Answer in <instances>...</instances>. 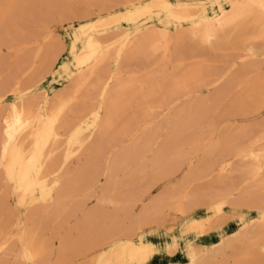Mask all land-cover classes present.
Instances as JSON below:
<instances>
[{"label": "bare ground", "instance_id": "bare-ground-1", "mask_svg": "<svg viewBox=\"0 0 264 264\" xmlns=\"http://www.w3.org/2000/svg\"><path fill=\"white\" fill-rule=\"evenodd\" d=\"M4 47L0 264H264V0H0Z\"/></svg>", "mask_w": 264, "mask_h": 264}, {"label": "rangeland", "instance_id": "rangeland-1", "mask_svg": "<svg viewBox=\"0 0 264 264\" xmlns=\"http://www.w3.org/2000/svg\"><path fill=\"white\" fill-rule=\"evenodd\" d=\"M73 10L75 11V14L79 15V14H82L83 12H85L87 10V7L84 4L83 5H76ZM78 19L79 18H75L73 20L72 19L62 20L58 17L57 19H55V21L53 20L51 22L52 29L49 30L50 32L43 33L39 37V39H36L34 41L36 43L32 42L29 46H27L23 50V52H26L25 54H27V55L34 53L35 59H37V61H40L41 52L38 49H41L44 46L48 45L49 42L57 43L58 40H56L54 37L61 38L68 46V43H70V36H69V34L71 32L70 27H72V26H70V24L73 21L75 24H79ZM82 20H84V19H81V21ZM8 52H9V50L4 47L3 50L0 51V58L5 57L6 60H8V59L12 60L14 58L15 51L14 50L10 51L11 54ZM6 54H8V55H6ZM68 57H69V54H68V48H67V50H64L61 53V56H60L57 64L59 62H61L62 60L67 59ZM24 67H26V66H24ZM27 77H28L27 74L23 75V81H25ZM66 83H67L66 75L64 73H60L58 76L48 75L38 85L42 86L43 88H45V87L49 88L51 90V92H54L55 90H59L62 87H64ZM202 92L204 94H206L209 92V89L203 88ZM263 117H264V113L262 114V116L260 118H263ZM220 120H221L220 121V127L223 128L224 125L227 123L226 118L220 119ZM206 128H207V126L204 125V129H206ZM215 138H216L215 133H213V132L209 133L208 132L206 134L205 138L200 139V140H196L195 144H197L199 147H198V151H196V153H195V157L197 158L198 156H200L202 153V150L204 149L203 146L208 147L210 144H212L214 142ZM136 166H137V163H136ZM188 170H189V166H188ZM186 173H187V166H184V168L182 170H180L175 177H173V179L171 180L172 184L179 181V179L182 178L184 176V174H186ZM168 182H170V181H164V182H161L160 184H158L153 189V192L151 194L155 195V194L161 192L163 190V188L168 184ZM194 182H196L195 183L196 186L202 187L203 184L205 183V180L204 179H197V180H194ZM14 200H15L14 198L11 199L12 205L17 206ZM94 203H95L94 200H90V201H88L87 204L93 205ZM141 207H142V205L138 204L136 206V209H135L136 212L140 211ZM24 211L25 210L23 209L22 212H24ZM202 213H203V209H200V210L194 212L195 215L196 214H202ZM16 218H18V216ZM169 219L171 220V222H170L171 224H175V222H176V225L179 226L183 222L184 217L181 215H176L174 212H171ZM233 226L234 227L237 226L235 222L232 224V227ZM146 231H149V232H147V235H149V237L151 239H154L159 243H161L163 240V237H165V235L162 236V233L164 230L159 228L157 226V224H153L152 222H148V225L146 227ZM163 261H164L163 263L168 262L167 260H163Z\"/></svg>", "mask_w": 264, "mask_h": 264}]
</instances>
